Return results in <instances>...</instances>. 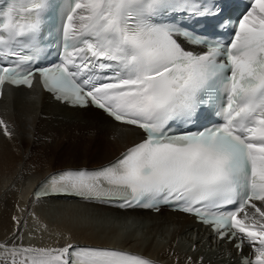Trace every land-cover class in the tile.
I'll use <instances>...</instances> for the list:
<instances>
[{"label":"snow or ice","instance_id":"6c2138e0","mask_svg":"<svg viewBox=\"0 0 264 264\" xmlns=\"http://www.w3.org/2000/svg\"><path fill=\"white\" fill-rule=\"evenodd\" d=\"M55 7L56 0H9L0 8V60L17 58L0 66V95L5 83L31 88L38 72L62 102L94 106L144 135L111 164L65 170L37 195H72L121 208L172 204L211 226L218 238L238 240L237 249L247 242L255 258L244 264H264V0H252L227 46L166 19L219 14L194 0H64L63 62L23 67L33 58L20 55L17 46L38 42ZM181 38L207 51L189 50ZM216 104L220 123L173 132L171 122L191 125L205 106ZM0 127L11 137L3 119ZM0 249L11 264L18 255L23 264H153L103 246L9 251L0 243Z\"/></svg>","mask_w":264,"mask_h":264},{"label":"bare ground","instance_id":"6f19581e","mask_svg":"<svg viewBox=\"0 0 264 264\" xmlns=\"http://www.w3.org/2000/svg\"><path fill=\"white\" fill-rule=\"evenodd\" d=\"M0 119L11 133L0 127V243L9 251L71 243L127 250L165 264H240L230 244L213 242L206 229L177 213L32 198V189L52 172L110 162L140 139L137 130L91 108H66L34 89L5 96ZM12 259L0 249L2 264ZM15 260L23 264V255Z\"/></svg>","mask_w":264,"mask_h":264},{"label":"rangeland","instance_id":"374dc122","mask_svg":"<svg viewBox=\"0 0 264 264\" xmlns=\"http://www.w3.org/2000/svg\"><path fill=\"white\" fill-rule=\"evenodd\" d=\"M72 169H74V168H72ZM76 169V168H75ZM63 170V169H62ZM59 171V170H58ZM56 172V171H55Z\"/></svg>","mask_w":264,"mask_h":264}]
</instances>
